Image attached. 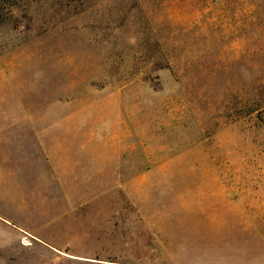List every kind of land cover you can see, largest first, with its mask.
I'll return each instance as SVG.
<instances>
[{"label": "rangeland", "instance_id": "1", "mask_svg": "<svg viewBox=\"0 0 264 264\" xmlns=\"http://www.w3.org/2000/svg\"><path fill=\"white\" fill-rule=\"evenodd\" d=\"M1 8L0 105L77 166L0 264H264V0Z\"/></svg>", "mask_w": 264, "mask_h": 264}, {"label": "crops", "instance_id": "2", "mask_svg": "<svg viewBox=\"0 0 264 264\" xmlns=\"http://www.w3.org/2000/svg\"><path fill=\"white\" fill-rule=\"evenodd\" d=\"M30 118L20 104L0 105V223L42 239L31 226L39 219V199H53L63 184L72 190L77 162L49 143L55 131L47 136L45 126L55 123L42 129Z\"/></svg>", "mask_w": 264, "mask_h": 264}, {"label": "trees", "instance_id": "3", "mask_svg": "<svg viewBox=\"0 0 264 264\" xmlns=\"http://www.w3.org/2000/svg\"><path fill=\"white\" fill-rule=\"evenodd\" d=\"M6 0H0V23H2L3 21H5L4 19V15H3V9L1 7H3V3L5 2ZM8 1V0H7Z\"/></svg>", "mask_w": 264, "mask_h": 264}]
</instances>
